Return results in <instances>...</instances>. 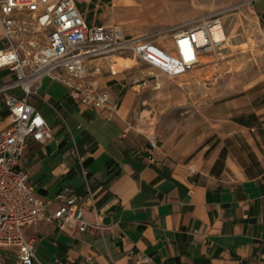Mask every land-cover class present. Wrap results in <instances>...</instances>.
Masks as SVG:
<instances>
[{
	"label": "crops",
	"instance_id": "1",
	"mask_svg": "<svg viewBox=\"0 0 264 264\" xmlns=\"http://www.w3.org/2000/svg\"><path fill=\"white\" fill-rule=\"evenodd\" d=\"M253 12L264 26V0ZM11 78L1 66L0 79ZM121 80L96 76L113 99ZM132 87L114 112L78 104L67 89L43 94L64 111L63 123L44 143L30 139L18 167L49 208L61 190L82 195L89 226H26L36 264H264V76L223 100L212 132L189 149L178 142L148 151L147 110ZM4 100L0 131L9 123ZM0 252L3 264H19L13 248Z\"/></svg>",
	"mask_w": 264,
	"mask_h": 264
},
{
	"label": "built area",
	"instance_id": "2",
	"mask_svg": "<svg viewBox=\"0 0 264 264\" xmlns=\"http://www.w3.org/2000/svg\"><path fill=\"white\" fill-rule=\"evenodd\" d=\"M256 0H242L253 9ZM170 32V48L147 34L128 35L118 25L89 22L77 0H0V67L13 73V80L0 84V92L18 88L22 95L8 93L5 105L9 123L0 131V250L13 248L19 264H36V241L24 228L40 220L64 231H83L85 199L69 189L55 195V208L39 197L18 167L28 138L41 143L52 137L44 116L30 102L40 96L45 77L63 85L78 104L91 108L117 109L109 91L96 81L101 58L132 52L136 58L167 77L192 70L202 53L213 45L209 24ZM196 28L204 31V44L196 39ZM55 108L54 106H52ZM148 151L158 143L155 130H147ZM194 169H189L193 173ZM92 194L86 201L93 202ZM0 264H3L0 252Z\"/></svg>",
	"mask_w": 264,
	"mask_h": 264
},
{
	"label": "rangeland",
	"instance_id": "3",
	"mask_svg": "<svg viewBox=\"0 0 264 264\" xmlns=\"http://www.w3.org/2000/svg\"><path fill=\"white\" fill-rule=\"evenodd\" d=\"M86 19L95 24L118 25L125 34H147L170 48V32L194 28L204 21L220 19L227 40L209 45L195 67L176 77H167L132 52L115 53L101 58L100 72L126 81L136 91L135 103L147 116L149 130L158 134L159 145L182 142L185 148L200 144L212 132L220 118V103L242 93L264 76V26L253 9L242 0H77ZM13 78H11L12 80ZM9 80V79H8ZM0 79V84L5 81ZM66 88L49 77L43 79L40 94H64ZM22 95L20 89L0 92ZM55 131L65 113L54 99L31 98ZM54 106L55 108H53ZM30 138L27 139V143ZM22 160V159H21ZM20 160V163H21ZM4 251H2L3 253Z\"/></svg>",
	"mask_w": 264,
	"mask_h": 264
},
{
	"label": "bare ground",
	"instance_id": "4",
	"mask_svg": "<svg viewBox=\"0 0 264 264\" xmlns=\"http://www.w3.org/2000/svg\"><path fill=\"white\" fill-rule=\"evenodd\" d=\"M209 33L211 36L212 43H220L224 40H227V35L225 34L223 24L220 19H217L214 22L209 24ZM196 39L200 44H204V31L200 28H196ZM207 50V49H206ZM198 61L201 62L202 59L198 58Z\"/></svg>",
	"mask_w": 264,
	"mask_h": 264
}]
</instances>
